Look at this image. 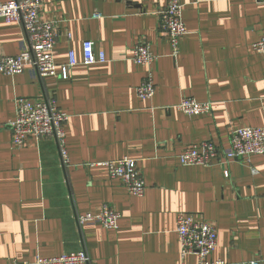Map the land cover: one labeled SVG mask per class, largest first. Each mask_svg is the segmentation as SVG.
<instances>
[{
    "label": "crops",
    "instance_id": "obj_1",
    "mask_svg": "<svg viewBox=\"0 0 264 264\" xmlns=\"http://www.w3.org/2000/svg\"><path fill=\"white\" fill-rule=\"evenodd\" d=\"M169 1L41 0L40 18L59 28L55 63L67 64L73 52L79 64L65 80L0 74V264L79 251L89 264H196L194 255L181 258L179 213L215 228L212 259L264 264V158L208 167L178 161L200 142L228 148L233 129H264V56L250 49L264 33V0H177L187 34L175 57L157 16ZM24 37L0 20V57L17 55ZM85 41L105 63L81 65ZM142 41L156 56L148 68L130 59ZM147 72L155 94L139 100ZM184 97L210 102V113L185 116L176 109ZM16 99H51L69 115L68 165L49 138L12 147L5 124ZM123 158L137 162L142 197L108 176L103 164ZM104 205L120 216L116 230L78 225L77 216Z\"/></svg>",
    "mask_w": 264,
    "mask_h": 264
},
{
    "label": "built area",
    "instance_id": "obj_2",
    "mask_svg": "<svg viewBox=\"0 0 264 264\" xmlns=\"http://www.w3.org/2000/svg\"><path fill=\"white\" fill-rule=\"evenodd\" d=\"M41 0H9L0 3V20L5 24H17L24 32L21 51L15 56L0 57V74L15 76L28 71L38 80L47 77L67 79L71 68L79 63L73 52L68 53V63L58 66L53 57L54 47L59 37V28L54 21H44L40 18ZM182 4L171 0L157 12L161 31L167 36L173 57L178 54L179 42L187 34L182 18ZM99 18V16H97ZM250 49L264 56V33ZM131 61L141 67L148 68L156 56L151 52L150 44L142 41L134 46ZM106 62L102 50H96L94 43H82L81 65L91 66ZM139 100H147L154 96L155 85L152 74L146 77L136 88ZM15 116L5 127L11 132V144L15 149L21 148L28 138L36 140L51 139L57 145L61 164L69 163L66 150L65 126L69 115L61 112L51 99H16L14 102ZM210 102H197L193 98L184 97L177 104L176 109L187 117L208 114L211 111ZM252 156L264 158V129L242 127L233 129L230 133L229 147L217 148L212 142L204 141L194 144L178 156L181 166H213L216 163H228L240 160L248 165ZM110 179L117 180L127 192L135 197H142L145 184L137 162L129 158L110 161L103 164ZM224 172V177H228ZM119 214L104 205L96 214H83L76 217L79 226L98 224L106 230H116ZM176 235L180 247V255H194L196 264H226L221 260L212 259L217 245L215 228L208 221L196 220L191 215L179 213L176 217ZM90 258L85 251L51 258L36 257L32 261L19 262L11 260L9 264H89ZM243 264H259L257 260H250Z\"/></svg>",
    "mask_w": 264,
    "mask_h": 264
}]
</instances>
